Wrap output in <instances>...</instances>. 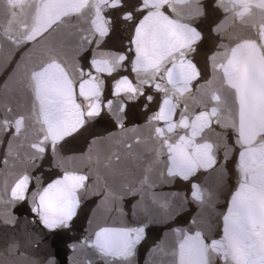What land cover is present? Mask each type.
Masks as SVG:
<instances>
[{"label":"snow or ice","instance_id":"obj_1","mask_svg":"<svg viewBox=\"0 0 264 264\" xmlns=\"http://www.w3.org/2000/svg\"><path fill=\"white\" fill-rule=\"evenodd\" d=\"M214 6L229 13L233 21L249 25L259 17V23L252 25L255 38L238 42L210 58L213 79L219 83L200 85L210 91V106L196 113L186 104L181 106V100L192 92L193 81L200 77L195 54L203 32L194 22L206 15L202 0H140L131 8L127 0H0V10L9 17L4 35L17 48L28 46L24 53L57 28H76L72 33L76 43L71 66L54 48L28 70L31 116L40 135L29 145L34 149L27 157L30 167L14 173L12 184L5 185L7 203L27 200L44 229L53 233L71 230L82 200L89 194V176L63 168L59 153L83 137L102 113L114 121L121 134L126 133L125 121L132 115L130 102L143 98L141 103L146 106L154 99L146 91L148 86L160 94L155 97L157 110L148 121V139L154 142L153 163L146 166L140 186L129 187L127 195L154 188L156 181L150 175L153 165L163 164L158 172L160 180L192 181L191 200L208 204L215 191L193 178L201 171L218 174L219 187L226 172L224 165L234 149L237 156V182L222 213L220 237H210L199 228L173 227L169 249L161 245L157 248L171 257L170 264H264V0H215ZM106 13L121 17L131 27L127 52L101 49L112 30V18ZM74 18L86 22L88 28L79 27ZM128 68L135 73L134 79L113 75ZM105 77H112L109 97H105ZM6 111L13 110L8 107ZM27 119L23 115L0 118V134L10 132L12 139L20 137ZM214 123L235 135L233 145L224 144L222 160H218L221 144L205 136L206 129ZM220 135L227 140L226 133ZM134 143L140 144V137L125 142V147L132 149ZM46 153L61 174L44 185L31 169L39 166L38 161ZM10 155L11 139L2 161L5 166ZM115 159L119 161V155ZM96 194L113 201L124 197L111 191L106 183L104 191ZM142 202L141 196L137 203ZM153 203L159 204L169 217L183 207L181 204L176 213L170 212L171 202L158 201L155 195ZM148 227L147 220L132 225H105L80 246L93 249L105 264H136L137 247ZM47 264H56L55 258H49Z\"/></svg>","mask_w":264,"mask_h":264},{"label":"water","instance_id":"obj_2","mask_svg":"<svg viewBox=\"0 0 264 264\" xmlns=\"http://www.w3.org/2000/svg\"><path fill=\"white\" fill-rule=\"evenodd\" d=\"M140 0H127L128 7L139 4ZM205 5V17L195 21L203 32V39L195 54V62L200 69V77L193 81L192 92L186 93L181 100V106L186 104L190 111L199 113L210 106L208 87H200L208 81H213V86L219 83L213 79L215 73L212 68L211 57L217 52H223L226 48L235 46L245 39L256 37V30L252 25L259 23V17H255L249 25L233 21L229 13L215 7V0H202ZM113 12L116 10H112ZM112 18V30L101 45L102 50L113 52H127L132 33L131 27L121 17ZM9 17L0 10V118L13 119L23 115L27 117L26 129L21 136L12 139L11 133L0 134V264H47L49 258H55L56 264H105L90 247L80 246L86 239L90 240L98 228L105 225H132L134 223L149 222L145 238L137 247L136 264H170L171 257L162 253L157 245L166 250L173 242V227L199 228L208 236L219 238L221 232L222 213L228 204L229 192L237 182L235 149L230 153L227 163L224 165L226 172L223 182L219 187L218 174L197 173L193 178L202 186L213 189L216 195L210 203L200 205L191 200L190 184L192 181H184L180 178H165L160 180L159 170L163 164H154L151 177L156 181L154 188H143L139 195H127L129 187H139L140 181L149 163H153L151 149L154 142L148 139L150 128L148 121L154 111L157 110L155 97L160 94L146 87V91L153 94L154 99L146 106L141 103L143 98L132 105V115L125 121L126 133L115 125L114 121L102 113L89 126L83 137L76 140L71 147L65 148L59 153L63 168L86 173L89 176L90 191L83 198L81 209L73 220L74 227L71 230H62L56 233L49 232L40 225L31 212L29 201L15 202L9 205V196L5 194V185H11L18 174L30 167L27 157L31 156L34 149L30 144L39 138L38 125L32 119V97L26 87L28 82V70L44 60L54 48L60 51L61 58L71 66L74 59V47L76 37L72 35L75 27L67 26L57 28L47 39L31 47L27 53L17 48L4 35L3 28L7 26ZM79 27L88 28L84 21H76ZM217 25H220L217 31ZM15 27V26H14ZM23 54V61L21 56ZM131 55V53H128ZM221 59V57H217ZM27 63L28 67H25ZM114 76L127 75L134 79L135 73L128 69H122ZM112 77H105V97H109L110 82ZM111 98V97H110ZM12 108L8 113L6 109ZM179 115V109L177 110ZM226 133L225 140L220 133ZM206 138L214 143L221 144L218 152V160L223 159L224 144H234L235 135L231 130L222 129L215 123L205 131ZM140 137V144H133L132 149L125 147V142H133ZM12 140V155L8 156V164L2 161L8 152V142ZM93 141H95L93 143ZM119 155L117 161L115 156ZM99 161V162H98ZM107 163V167L105 164ZM38 167L32 168L33 176H39L42 184L46 185L61 174L55 166L53 158L46 153L44 158L38 161ZM105 183L111 191L124 194L122 200L113 201L111 198L102 199L96 194L103 192ZM33 186H30V191ZM153 195L158 201L168 200L173 207L168 211L176 213L177 207L183 204L178 214L169 217L159 204L153 203ZM143 197L142 204L137 201ZM186 201V202H185ZM195 220V224L192 221ZM163 242V243H161ZM15 247H12V245ZM73 245L76 247L73 248ZM156 249L153 251V249Z\"/></svg>","mask_w":264,"mask_h":264}]
</instances>
